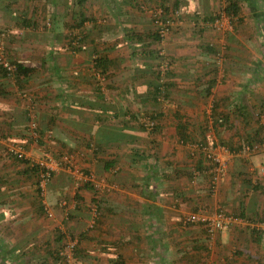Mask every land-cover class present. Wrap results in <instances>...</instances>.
Listing matches in <instances>:
<instances>
[{
  "label": "crops",
  "instance_id": "0c3cea01",
  "mask_svg": "<svg viewBox=\"0 0 264 264\" xmlns=\"http://www.w3.org/2000/svg\"><path fill=\"white\" fill-rule=\"evenodd\" d=\"M4 1L0 10L10 13ZM127 1L100 0L112 20L91 36L109 61L103 75L93 69L95 43L84 42L79 51L63 43L57 54L63 61H22L38 67L22 87L0 78V242L14 240L16 225L45 216L37 208L34 177L6 151L16 144L52 168L54 196L67 191V206L52 210L77 231L73 241L86 235L79 244L95 260L113 255L124 264H264V119L257 118L264 109V0L242 7V21L230 18L231 26L218 31L209 28L218 0H177L181 18L163 42L147 37L154 29L148 12L125 8ZM161 47L170 64L166 99L157 101L150 91L158 62L153 54ZM151 112L157 129L141 130L137 117ZM88 138L100 144L96 151L86 146ZM195 141L226 161L214 191L213 164ZM67 149L69 160L62 162L57 156ZM84 182L100 193L98 214ZM219 207L229 226L210 240L201 224L184 223L189 213L213 214Z\"/></svg>",
  "mask_w": 264,
  "mask_h": 264
},
{
  "label": "trees",
  "instance_id": "16d2710c",
  "mask_svg": "<svg viewBox=\"0 0 264 264\" xmlns=\"http://www.w3.org/2000/svg\"><path fill=\"white\" fill-rule=\"evenodd\" d=\"M49 2L55 4L56 0H48ZM167 0H137L135 2V0L132 1H127L126 3V7L125 8H129V7H134V9L140 10V11H144V12H148V11H152L154 12L155 10H157L158 8H160L162 10V15L164 17H167L168 19L170 18V16L172 17L173 14L175 15V19L174 20H179L181 17L180 14L176 15V12L178 10V2L177 0H174V2H172L171 5L166 3ZM92 3H94V1L91 0V2H89V0H71L69 3V7L67 8L66 11H54V15H53V20L51 23V28H50V33H52L53 36V41L60 39V38H64L65 39V45L63 46L64 49L66 50H71V51H79L81 49H83V44L84 42H91V43H95V39L93 38L95 34L101 35L102 34V29L97 23H96V19L97 17L95 16V14L92 12V9L90 7H92ZM257 3H255V0H227V4L224 7V12L226 13V15H228L230 18H233L236 16L237 14L240 12V10L242 9V7L248 5V6H255ZM7 10L9 6H6ZM256 7H258V5H256ZM116 12L119 11V7L116 5ZM149 14V13H148ZM150 15V21L154 27V29L152 28V31H150L147 34V37H149L152 41H160V36L157 32V29H155V18L153 17V15ZM219 15V14H218ZM216 15V17L218 16ZM118 12L115 13V21L119 22L118 20ZM171 19V18H170ZM214 20V17L211 18ZM238 21L237 23H240L242 21L241 18H239V16L236 18ZM149 20V19H148ZM91 23V29H89V31L87 32V29L85 28V24L86 23ZM258 22V21H257ZM262 18H259V22L257 23V25L259 27H263L262 25ZM18 24L24 25V26H33L35 28L38 27V22H35V20L31 19V18H26L24 17L23 14H20V21L18 22ZM109 27V25L106 23L104 26V29H107ZM169 28V34L173 31L174 29V25H171L168 27ZM204 27H200V31L201 29L203 30ZM264 28V27H263ZM68 32H65V31ZM95 30V31H93ZM262 33L264 35V29H262ZM199 32V30H198ZM93 34V37H91ZM168 34V35H169ZM2 35L8 36V34L2 33ZM167 35V36H168ZM262 35V36H263ZM51 36V35H48ZM136 38H142L140 37L138 34H134L133 37ZM50 38V37H49ZM57 38V39H55ZM105 43V42H104ZM98 44L95 43V47L93 49L94 52V57L92 58L93 61V69L102 74L105 73L108 67V58L102 54L101 51L97 50ZM213 48L211 47V50ZM1 54L3 51V48L1 47L0 49ZM159 50H156L155 54V58L156 61H158L154 67V71H152V76L155 79V82L151 84V91L150 94L152 95L153 99L157 100V101H163L164 99H166V89L168 87V82H167V77L169 74V68H167V70H165V75L163 76L161 74V71L159 69V65L163 60H166L168 62V64H170L169 60H167L166 56L159 53ZM51 54V52H50ZM152 55V56H153ZM3 56V55H2ZM52 55L49 56V59H51ZM46 57L42 58L40 61H46ZM2 61H7V63L10 65L11 69H7L6 67L3 66ZM38 70V67L36 65H30V64H26L20 60H16L15 58H13L12 56H9L7 54V58H4L3 60H1L0 58V78L4 77V78H10L13 79L14 83L19 86L22 87L24 86V84L26 83V79H29L31 76H33L34 74H36ZM103 75V74H102ZM160 78H164V81L160 82ZM145 115V114H144ZM146 116H148L150 121H153V126L151 129H148L145 125L144 122L141 121L140 117L134 115V114H130L128 119H135L137 117V124L139 125V127L141 128V130H148V131H154L157 129V122H156V117L154 116V114L148 113ZM136 120V121H137ZM122 122L126 123L128 125V123L131 122V120H126V119H122ZM262 127H260V132L261 134H259L260 138L262 136ZM181 138H183L180 135ZM92 140V139H91ZM89 138L87 140V147L88 148H92V150L96 151L100 144L97 145L91 141ZM184 140V139H182ZM254 140V139H252ZM195 144H200V148L201 146H203L205 143L202 141H195ZM205 146V145H204ZM65 148V147H64ZM7 151V150H6ZM72 149H67L65 150V152H59L58 154V158L60 160H62L63 162V158L65 157L64 155H67L68 153H71ZM8 154H10L14 159L20 160V162H22L27 169V172L32 175L35 179V184H37V179H38V174L41 170H43L42 166H39L38 164L30 161L29 159L26 158H19L16 155H13L11 153H9L7 151ZM68 156V155H67ZM209 159V158H208ZM211 161V159H210ZM212 163V162H211ZM210 163V164H211ZM211 166V165H210ZM106 167V164H105ZM52 176V173H51ZM212 180V176L210 177V181ZM90 185V186H89ZM36 186V185H35ZM83 186L85 188H88L89 190L92 191V201L95 204V213H97V211H100L102 209V207L100 206V197H99V192L97 191L96 187H93L92 184L89 182H84ZM210 186H212V184H210ZM78 191L81 189V187L77 188ZM78 191L75 193V198L81 200V196L79 195ZM41 191L40 189L36 186V192H35V200L37 203V208H39V211L45 213V206L44 204L41 202ZM98 214V213H97ZM70 217V216H69ZM188 224H194V223H187ZM200 224V223H199ZM202 225V224H201ZM203 227V225H202ZM204 231L205 228L203 227ZM206 234V231L204 232ZM65 236H63V234L61 232L58 231V239H64ZM86 238L85 234L80 235L78 241H76V246L73 248L72 251V260H87L89 259V261H93L95 260L94 257L89 256L88 253H86V248L79 246L78 243H80V241ZM206 238L208 240H210V238L207 236L206 234ZM72 239V238H71ZM5 242H0V254H2L3 256L5 255V257H2L1 259V263L2 264H69L67 261V258L65 255H63L61 253L62 249H63V245L59 246L58 248L52 247V243L49 241H46L43 243L44 249L42 250V248H39L36 251H31L29 253L25 252V251H19V253L14 254V252H10L8 253V251L6 249H3ZM42 246V247H43ZM196 247V246H194ZM42 250V251H41ZM39 251L43 252L40 253ZM12 254V255H10ZM14 254V255H13ZM111 258V257H110ZM160 259V257H159ZM111 264H124L123 260L120 259L119 257L115 258V259H110ZM192 260L197 261L198 259L196 258H192ZM173 263V262H172Z\"/></svg>",
  "mask_w": 264,
  "mask_h": 264
},
{
  "label": "rangeland",
  "instance_id": "374dc122",
  "mask_svg": "<svg viewBox=\"0 0 264 264\" xmlns=\"http://www.w3.org/2000/svg\"><path fill=\"white\" fill-rule=\"evenodd\" d=\"M9 2L4 1L2 3L3 8L6 6H9V11L10 13H4L3 11L0 10V49L1 47L3 48L2 54L0 51V58L3 60L4 58H7V54L9 56H12L16 60H21V61H40L42 58L46 56V61H63L60 60L59 56L57 55L59 52V49L61 48V45L64 43L65 44V39L60 38L55 41H53V36L52 33H50V28H51V23H52V18L54 15V11H66L67 8L69 7V3L71 0H56L55 4L49 2L48 0H31L29 3L27 2H22V1H10ZM91 2V0H89ZM217 2V1H215ZM1 3V2H0ZM227 4V0H218L217 2V9L215 11V14L218 15L220 12L224 11V7ZM90 7L92 9V12L95 14L97 17L96 23L102 28H104L105 24L111 23V18L108 16V12L106 11L107 9L104 8L100 0H95L94 3H92ZM26 7V8H25ZM6 9V8H5ZM25 9V10H23ZM246 9V8H245ZM20 14H23L24 17L26 18H31L35 20V22H38V27L35 28L33 26H24L21 24H18L20 21ZM149 15V14H148ZM216 15L214 17H216ZM150 16V15H149ZM247 16V15H245ZM188 23V22H187ZM87 25H91V23H87ZM177 25H174L176 27ZM192 26V24H190ZM195 27V26H194ZM91 28V26H90ZM209 28H216L214 25L213 27ZM217 29V28H216ZM218 31V29H217ZM65 32H68L67 30ZM226 32V31H225ZM223 32V33H225ZM2 33L8 34V36H3ZM51 35V36H48ZM225 35V34H221ZM99 36V35H98ZM15 38L16 40L13 41L12 38ZM50 37V38H49ZM101 40V39H100ZM99 43L101 44V42ZM6 42L10 44L8 47L6 45ZM99 44V46H100ZM102 46V45H101ZM162 49L163 48H159ZM51 52V54H50ZM3 55V56H2ZM52 55L51 59H49V56ZM57 55V57H55ZM163 55L164 50H163ZM168 60V59H167ZM96 72V71H94ZM98 72L95 73L97 75ZM101 77V75H99ZM100 83V81H98ZM76 159V158H75ZM74 162V158L72 159ZM48 161V160H47ZM49 162V161H48ZM61 171H64L63 169ZM65 172H61V176L63 178L68 177ZM52 178V177H51ZM52 180V179H51ZM48 183L42 198L41 202L44 204L46 208L52 211V216H48L45 213V216H43L41 219L35 221H30L28 226H25L23 228L18 227L16 225V234L17 236H14V240L11 241V243H4L3 249H6L8 253L14 252V254L19 253V251L24 247V251H36L39 248L44 249L42 247V244L44 243L45 239L50 238L53 236V238L50 240L52 242V247L58 248L59 246H64L68 241L74 240L75 238H72L70 234L77 235L76 230L75 233L73 229L70 227H67L65 224H63V219L62 217L56 216L55 212H53L55 207L58 208H64L67 206V196H66V189H62L61 193L58 194L57 196H54V181H51ZM36 185V184H35ZM31 186H34L31 184ZM66 201V204H64ZM44 213V211H43ZM25 219V218H24ZM24 221H28L26 218ZM39 221V222H38ZM38 222V223H37ZM53 224L55 226H53ZM63 226H62V225ZM56 225H61V230L60 232L65 236L64 239L59 240L58 239V234L53 231V228L57 227ZM83 227L78 226V229H82ZM47 229V230H45ZM77 229V228H76ZM4 230L3 228L1 231ZM26 235L23 240L16 242L15 239L19 237V239H22L23 236H19L20 231ZM5 231H2V233ZM51 232V235L48 237H45L44 234ZM40 235V236H37ZM72 238V239H71ZM87 238L84 240L82 239L80 242H85ZM53 240V241H52ZM24 241V242H22ZM42 241V242H41ZM26 243H29V246H27ZM79 246L84 247V245ZM20 247H22L20 249ZM85 248V247H84ZM20 249V250H19ZM19 250V251H18ZM41 250V251H42ZM23 251V250H21ZM39 251L40 253H43ZM13 254V255H14ZM12 255V254H10ZM3 256L0 254V264H2L1 259ZM111 257V258H110ZM113 255L109 256H104V258H99L95 261H89L87 260H82V259H77V260H72L68 262L69 264H111L110 259H114ZM159 262V261H158ZM158 262L155 263L153 261L152 264H158ZM212 264V263H211Z\"/></svg>",
  "mask_w": 264,
  "mask_h": 264
},
{
  "label": "built area",
  "instance_id": "2783aa9c",
  "mask_svg": "<svg viewBox=\"0 0 264 264\" xmlns=\"http://www.w3.org/2000/svg\"><path fill=\"white\" fill-rule=\"evenodd\" d=\"M148 13L153 15V17L155 18V21H154L155 29H157V32L160 36V42H163L164 39L166 38V36L169 34V28L168 27L171 25H174L177 21V19L174 20L175 15L173 14L172 17L170 16L171 19L170 18L168 19L167 17H164L162 15L163 13H162V10L160 8H158L154 12L148 11ZM178 14L179 13L177 11L176 15H178ZM213 25L219 30L226 29L227 27L231 26L230 17L228 15H226V13L224 11H222L214 19ZM159 53L162 54L163 52L160 50ZM2 64L7 69H11V67L7 63V61H2ZM168 66H169V64L166 60H163L160 63L159 69H160L161 74L163 76L165 75V70H167ZM159 81L160 82L164 81V78L163 79L160 78ZM257 118H260L262 120L264 119V109L261 111V113H259L257 115ZM141 121L144 122V125L148 129H151L152 126L154 125L153 121H150L148 116H142ZM31 127L35 128V123H32ZM194 146L196 148H200V144H195ZM201 148L206 150L207 157L209 159H211V162L213 164L211 172H214V175L212 176V180H211V184H212L211 190L214 191V188L216 187L219 175H222L226 170V161L221 159L219 157V155L210 152L208 146L203 145V146H201ZM254 148H257V146L254 145ZM7 151L13 155L18 156L19 158L29 159L30 161H32V162L38 164L39 166L43 167V170H41L38 174V179H37V184H36V186L41 191V195H43L48 183L51 180V169H52L49 166V164L46 163L45 158L36 159V160L31 159L25 153L24 149L21 146L16 145V144H12L10 146H7ZM64 159L69 160V158L66 156L64 157ZM45 213L48 216H52V211L46 207H45ZM183 220H184V223H186V224L187 223H200V224H202L203 227L205 228L207 236L210 239H212V238H214V236L219 231H222L229 226L230 218L226 214L225 210L223 208L219 207L217 209V211L214 212L213 214H206V213H202V212H192V213L187 214ZM75 246H76V241H73V240L68 241L64 245V247L61 251V253L66 256L68 262H70L72 259V251H73V248Z\"/></svg>",
  "mask_w": 264,
  "mask_h": 264
}]
</instances>
